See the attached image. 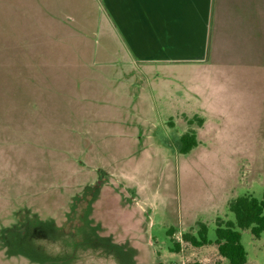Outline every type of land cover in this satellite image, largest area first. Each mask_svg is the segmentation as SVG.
Wrapping results in <instances>:
<instances>
[{"label": "rangeland", "instance_id": "374dc122", "mask_svg": "<svg viewBox=\"0 0 264 264\" xmlns=\"http://www.w3.org/2000/svg\"><path fill=\"white\" fill-rule=\"evenodd\" d=\"M253 7L260 35L213 39L215 69L187 77L225 115L192 121L201 139L182 154L184 117L166 106L180 93L124 60L100 0H0V264H228L221 202L264 193V0ZM200 222L211 243L195 247L180 229ZM240 235L244 264H264V231Z\"/></svg>", "mask_w": 264, "mask_h": 264}, {"label": "crops", "instance_id": "0c3cea01", "mask_svg": "<svg viewBox=\"0 0 264 264\" xmlns=\"http://www.w3.org/2000/svg\"><path fill=\"white\" fill-rule=\"evenodd\" d=\"M251 4L253 7V0H100L101 10L105 13L107 22L114 27L117 39L124 48V60L133 66V63L145 65L144 71H147L145 69L148 65L152 64L154 68L157 66L158 78L168 74L169 84L163 89L172 94L180 93L178 96L172 95V100L166 104L175 118L170 123L177 126V115H182L184 122L182 128L178 127L179 136L188 129H193L197 143L201 139L198 128L202 124L211 125L210 118L215 114L223 118L225 112L221 104H211L208 101L207 93L214 92L215 88L193 86L187 77L192 76L193 72L201 75L203 69H193L198 64L206 65L203 71L215 69L214 60L209 58L213 39H217L220 44L227 40L236 43L255 40L254 37L260 35H256V25L247 16L249 12L255 15L259 13V9L252 8ZM260 28L264 31L263 24ZM138 73L142 76L144 72L140 69ZM175 76H182L184 83H179L181 81L178 82ZM172 79L177 83H172ZM142 85L136 90L141 92ZM194 93L198 94L200 102L197 110L192 112L191 99ZM136 108L138 106L133 107ZM190 115L202 119L199 127L191 126L189 119L193 117ZM172 117L170 116L171 119ZM194 148H197V144L192 149ZM229 200L222 201V205ZM184 229L180 230L184 233ZM180 230L178 231L181 232ZM172 231L170 236L174 238L176 233Z\"/></svg>", "mask_w": 264, "mask_h": 264}, {"label": "trees", "instance_id": "16d2710c", "mask_svg": "<svg viewBox=\"0 0 264 264\" xmlns=\"http://www.w3.org/2000/svg\"><path fill=\"white\" fill-rule=\"evenodd\" d=\"M190 121L202 123V119L193 117ZM197 144L195 131L188 129L179 136L178 152L188 153ZM227 208L232 212L234 220H224L220 217L215 219V239L218 254L227 259L228 264H244L246 262V251L240 241V230L249 228L254 237H259L264 231V193L261 199L252 195L244 194L231 199ZM207 227L205 223H198L196 235L190 232L181 234L182 240L189 242L192 246L200 247L211 243L206 238ZM172 230H168L169 235ZM179 242H173L171 250L178 251ZM163 264V263H158ZM184 264H201L198 261H189Z\"/></svg>", "mask_w": 264, "mask_h": 264}]
</instances>
